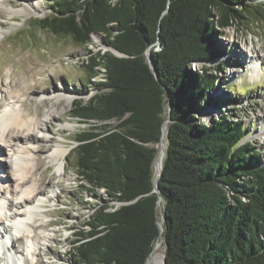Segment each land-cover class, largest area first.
Returning <instances> with one entry per match:
<instances>
[{
	"label": "trees",
	"instance_id": "16d2710c",
	"mask_svg": "<svg viewBox=\"0 0 264 264\" xmlns=\"http://www.w3.org/2000/svg\"><path fill=\"white\" fill-rule=\"evenodd\" d=\"M51 8L31 25L80 45L101 35L108 47L84 62L101 80L71 114L89 125L76 137L79 181L104 203L63 264H146L160 235L166 264H264L261 150L243 142L251 129L227 101L211 123L200 116L227 64H211L225 53L215 36L247 19L259 25L263 1L54 0ZM169 101L159 205L153 163Z\"/></svg>",
	"mask_w": 264,
	"mask_h": 264
},
{
	"label": "rangeland",
	"instance_id": "374dc122",
	"mask_svg": "<svg viewBox=\"0 0 264 264\" xmlns=\"http://www.w3.org/2000/svg\"><path fill=\"white\" fill-rule=\"evenodd\" d=\"M257 1L264 3V0ZM53 2L0 0V97L6 95L8 98L6 109L0 108V117L5 110L23 111L25 118L34 122V136L42 138L36 143L25 140L9 146L11 140H5V134L0 132L6 148L0 153V168L8 171L12 177V180L3 177L0 181V206L11 203L17 190L37 195L30 204L12 208V211L21 214L19 218H25V227L22 229L6 218L10 210L0 207V224H4L0 229L8 228L10 231L4 239L7 242L14 241V245L18 246L25 234V246L12 260L13 264L72 262L76 232L83 229L94 211V204L99 201L104 203L96 194L83 191L79 181L74 166L75 148L78 145L76 137L89 125L71 114L76 109L77 100L87 102L97 92L96 84L101 80V76L91 77L84 62L108 47L101 35L94 34L91 43L80 45L71 37L57 36L32 26L34 19L42 18L52 11ZM223 32L225 36L218 35L215 38L225 53L211 64L216 66L222 61H227V64L222 71H217L219 80L214 89L207 92L213 101L206 104L200 116L203 121L211 123L223 109L219 101H227L224 106L228 112L251 129L243 142H253L261 150L264 160V21L258 25L247 19L243 25L223 29ZM254 47L259 52L256 57L252 52ZM195 68L193 65L192 69ZM32 69L34 76H30ZM20 88L26 92L21 93ZM67 96L71 97L66 99ZM60 98L67 110H62L51 119L49 108L54 106L52 109H56ZM58 143L68 149L65 158L52 157V150ZM41 144L50 146V149L37 154L24 153L27 146L37 147ZM20 158L25 165L24 175L31 176L22 187L18 185L22 181L13 180L17 178L16 173L21 174L18 170ZM38 158H41L40 164ZM158 251L153 260L165 253L163 242ZM6 257L0 250V264H8Z\"/></svg>",
	"mask_w": 264,
	"mask_h": 264
},
{
	"label": "bare ground",
	"instance_id": "6f19581e",
	"mask_svg": "<svg viewBox=\"0 0 264 264\" xmlns=\"http://www.w3.org/2000/svg\"><path fill=\"white\" fill-rule=\"evenodd\" d=\"M252 52H253V55L255 57H256L257 54H259L258 48H255V47H254ZM34 75H35V72H34V69H32L30 76H34ZM20 89H21V93L22 92L23 93L26 92L25 89H22V88H20ZM6 97H7L6 95L0 97V108H1V110L6 109V107H7L6 106L7 105L6 101L8 100V98H6ZM70 97L71 96H67L66 99H69ZM58 101H59V106L56 109H52V108H54V106H51V108H49L48 115L50 116L51 119L54 116H56L57 113L61 112L62 110H65V111L67 110V106L63 103L62 98H60ZM24 109H26V107ZM5 111L6 112H4V115H2L0 117V128L2 129V131H0V132H2V134H5V136H6V137H4V138H6L5 140H7V139L9 141L11 140V144L9 146L16 145L18 142H24L25 140H28L29 142H35L36 143V142H39L38 140L42 139V138L36 137V135L34 136V134L32 133V129H33L32 123H34V122H31L32 120L29 121L27 118H25V116H24L25 114H23V111L22 112L21 111H15V109L14 110L13 109H9V110H5ZM26 111H27V109H26ZM46 124H45V126H47ZM0 136H2V135H0ZM2 139L3 138L0 137V144H1L0 145V152H2V151L4 152V150L6 149V148H4V140H2ZM49 141H51V139H49ZM1 142H3V143H1ZM49 147L50 146H46V145H42V144L40 146L38 145L37 147H35V146H27V149L25 148L26 150L24 151V153L25 154H28V153L29 154H37L40 151H44V150H47V149L49 150L50 149ZM157 147H158V154H157L154 166L157 169H160L161 165H162V162H163L164 154H165L166 148H167V130L164 131L163 140L160 143L157 144ZM67 152H68V149L64 148L61 143H58V144H56V146L52 150V157L54 159L65 158L66 155H67ZM40 159L41 158H38V164L41 163ZM18 161H20V163H21V165H19L20 167H18L19 168L18 170L21 172V174L19 175V174L16 173L17 178L16 179L13 178V180L14 181H16V180L17 181H22V182H19V184H18L19 186L22 187L24 184L28 183V181L30 180L31 176L24 175L25 165L23 164V162H21V158ZM0 169L2 170V172L0 170V172H1L0 178L7 177V178H9V180L10 179L12 180V177H11L10 174H8V171H4L3 168H0ZM32 174H34V170L32 171ZM26 193L27 192H25V190H23V191L22 190H17L16 194H14L15 198L12 199L11 203H6L5 206H4L6 210L7 209L10 210V212L6 213V218L7 219L10 218L11 221L13 220L16 223L14 225H16L20 229L25 227V223H24L25 222V218H23V217L19 218V215H21V214L19 212H17V211H15V212L12 211V208L20 206V205L21 206L28 205L31 202H33L34 198L37 196V195L32 196V195H29V194H26ZM14 195H13V197H14ZM18 196H19V198H18ZM10 204H11V206H10ZM1 206H3V205H1ZM26 221H27V219H26ZM16 226H15V228H16ZM5 233H6L7 237H8V235L10 233L8 228H5ZM19 233H20V236H21V232H19ZM6 235H0V237L1 236L5 237ZM24 235L25 234H23L22 236L25 237ZM23 237H21V241H20L18 246L14 245V243L12 244V247H14L12 249L13 251H11V248L8 245L4 244V242H0V249H3L2 250L3 254H5L7 256L6 257V261L8 260V261L12 262V260H14L16 258L15 256H17L18 253H20L23 250V248L25 246ZM32 243H33V241H32ZM161 246H162V240H159L157 242L156 246H155V249H154L152 255L149 258L148 264H162L163 263V260H164L163 254L160 255V256L155 257V259L153 260L155 252L158 251V249H160ZM12 264H13V262H12Z\"/></svg>",
	"mask_w": 264,
	"mask_h": 264
},
{
	"label": "water",
	"instance_id": "95a60500",
	"mask_svg": "<svg viewBox=\"0 0 264 264\" xmlns=\"http://www.w3.org/2000/svg\"><path fill=\"white\" fill-rule=\"evenodd\" d=\"M115 52H116V54H118V55H124V54L120 53L119 51H115ZM148 58H149V63H150V65H151V68H152L153 72L156 73V71H155V69H154V67H153V65H152V60H151V57H150V49L148 50ZM156 77L158 78L157 73H156ZM170 121H171V103H170V101H169V106H168V116H167L166 119H165V122H164V125H163V128H162V136H161V140H160V142L163 140V134H164V131L167 130V147H168V129H167V127H168V123H169ZM160 142H159V143H160ZM157 144H158V143H157ZM157 144H156L155 146H156V148L158 149ZM166 151H167V148H166ZM157 154H158V153H157ZM165 154H166V152H165ZM165 154H164V157H165ZM156 157H157V156H156ZM155 160H156V158H155ZM163 161H164V158H163ZM154 165H155V161H154V163H153V167H154L155 174H156L154 191L157 192V193L159 194V197H158V204L160 205V203H161V201H162V196L160 195V191H159V188H158V180H159V176H160V174H161V170H162V167H163V162H162V165H161V168H160V169H157ZM158 223H159V226H160L161 231H163L162 223H161L160 221H159ZM159 240H162V242H163L162 235H160V239H159ZM159 240H158V241H159ZM158 241H157V242H158ZM157 242L155 243L154 248H153L152 252L150 253V255H149V257H148V259H147V261H146V264H148L149 258H150V256L152 255V253H153V251H154V249H155V246H156ZM163 258H164V260H163V264H166V255H165V253L163 254Z\"/></svg>",
	"mask_w": 264,
	"mask_h": 264
}]
</instances>
